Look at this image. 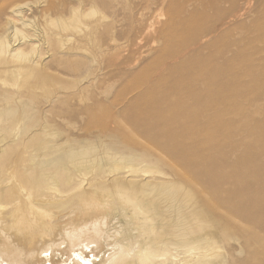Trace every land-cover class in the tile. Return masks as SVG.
Listing matches in <instances>:
<instances>
[{
	"label": "bare ground",
	"instance_id": "obj_1",
	"mask_svg": "<svg viewBox=\"0 0 264 264\" xmlns=\"http://www.w3.org/2000/svg\"><path fill=\"white\" fill-rule=\"evenodd\" d=\"M253 1L0 0V264H264Z\"/></svg>",
	"mask_w": 264,
	"mask_h": 264
},
{
	"label": "rangeland",
	"instance_id": "obj_2",
	"mask_svg": "<svg viewBox=\"0 0 264 264\" xmlns=\"http://www.w3.org/2000/svg\"><path fill=\"white\" fill-rule=\"evenodd\" d=\"M260 1L261 0H257V3L256 1H253V3L251 4V9L254 12V15H253L254 22L253 21L245 22L243 26L236 27V29L233 31L231 40H225L224 42H221V45L224 47L231 46L233 42L236 43L235 49L238 51V55L240 56V59L242 57H245L251 61V60L257 59L258 57L264 56L263 54L264 52H262V50L264 49V41H263L264 31L262 29L263 25H262V18L260 14V11H261ZM150 60L151 59H149V57L146 58L141 63V65L140 66L137 65L134 70L135 71L139 70L143 64H147ZM248 67H250V65H248ZM253 74H254L253 76L256 79L264 83V69L255 71ZM127 79H128L127 76H124L122 80L121 79L119 80L118 78H115V79L111 78L109 81L110 83L108 82V86H105V88H88V91L91 95H96V97L98 96L99 98L104 99L106 101V104H108L112 101V99H114V97H116L119 94L120 91L125 89L121 87L127 84ZM117 80L119 81V83L117 82ZM248 80L250 79H248V77H245L243 80V83L245 84L249 83ZM112 83L114 86L112 85ZM109 84L111 85L112 88L110 87ZM232 89L234 91H238L239 94L244 93L245 95V98L236 97L235 102H233V107H235V105H242L243 107H247V98L255 96L258 90L256 85H251L250 83L247 87L232 88ZM107 94L109 95V98H110V99L108 98V100L105 98V95ZM132 95L133 93H128L126 94V97H130ZM225 119L229 120L228 125H230V122H232L231 119L238 120L239 118L237 116L234 117V115H232L229 117V119H227V117H225ZM257 119H259L262 122V125H263L262 130H264V107H263V113L260 116H258ZM125 131L128 133V128ZM131 134H134V132H132ZM138 140L142 142L143 141L142 136H139ZM251 142H252L251 144H253L252 145L253 147H255L256 149L259 148V145L256 141H251ZM240 154L241 153L238 152L237 155H240Z\"/></svg>",
	"mask_w": 264,
	"mask_h": 264
}]
</instances>
